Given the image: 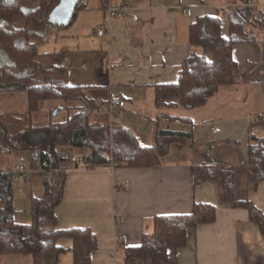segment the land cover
<instances>
[{
    "label": "crops",
    "instance_id": "crops-1",
    "mask_svg": "<svg viewBox=\"0 0 264 264\" xmlns=\"http://www.w3.org/2000/svg\"><path fill=\"white\" fill-rule=\"evenodd\" d=\"M84 1V8L76 10L69 24L56 27L59 36L55 40L59 39V50L67 51L62 66L67 69L69 85L83 87L98 106L89 122L115 124L113 118L121 115L122 123L115 125L130 130L126 120L133 114L152 124L147 141H152L156 129L189 133L191 138L186 144H172L154 168L86 169L71 162L79 159L69 154L72 148L59 147L57 153L65 161L58 165L66 177L55 209L58 228L91 230L97 240L91 264H125L123 247L139 245L143 235L152 232L155 216L189 214L195 203L210 204L216 208L215 221L189 231L184 248L169 250L170 263L264 264V239L247 211L224 207L216 182L195 186L192 177V167L208 160L231 169L238 198L251 201L264 214V181L252 191L247 164L249 128L254 129L255 122L264 118L260 106H264V30L257 34L256 42L234 46L237 81L221 87L205 107L186 110L156 108L154 104V87L177 82L183 61L191 54H204L202 47L189 43V26L196 18L221 17L226 36V10L248 2L264 14V0ZM114 3L124 5V15L112 19L107 34L99 37L96 29L102 24L104 10ZM256 86L261 87V94L253 88ZM251 98L257 105L250 103ZM109 99L124 103L114 116L105 106ZM256 133L264 136V130L256 129ZM17 156L14 166L0 157V172L9 173L19 163L31 166L30 151ZM43 179L36 174L28 181L12 179L15 224L32 223V199L43 194ZM57 245L65 250L59 264H73L72 240L60 239ZM0 264H33V260L30 255L8 254L1 256ZM141 264L153 263L147 257Z\"/></svg>",
    "mask_w": 264,
    "mask_h": 264
},
{
    "label": "trees",
    "instance_id": "trees-1",
    "mask_svg": "<svg viewBox=\"0 0 264 264\" xmlns=\"http://www.w3.org/2000/svg\"><path fill=\"white\" fill-rule=\"evenodd\" d=\"M59 2L0 0V93H24L27 103L24 113H0V155L30 151V164L34 169L43 162L56 168L59 162L65 161L57 149L70 147L87 151L76 162L86 169L107 167L112 163L117 168L159 166L172 144H186L191 135L156 129L152 145L142 146L124 127L89 122L90 114L98 106L83 87L69 85L67 69L62 66L67 51L39 50L49 38L50 27H61L50 25L48 21ZM83 2L77 1L73 17L76 10L84 8ZM254 11L248 7V2L226 10L223 14L228 23L226 36L222 32L221 17L196 18L189 26V43L202 47L204 54H191L183 61L177 82L154 87L155 106L203 108L221 87L234 84L239 73L232 54L234 46L256 42L257 34L264 30L259 19H252ZM255 12L263 14L261 10ZM46 101L80 105L71 107L73 113L59 123L33 121V114ZM255 123L254 129L248 131L247 164L252 191L264 181V136L256 133V129L264 130V118ZM209 161L192 167L194 185L216 182L220 186L222 205L245 209L264 239V214L251 201L238 198L231 169L219 168ZM65 177L63 170L45 177L43 194L32 199V223L17 225L12 218L13 177L0 172V258L8 254L30 255L33 264H59V256L65 250L57 241L67 238L73 244V264H91L92 254L97 250V240L91 230H62L57 226L55 209L62 199ZM215 219L216 208L202 203H195L189 214L155 216L152 232L144 234L139 245L123 247L125 264H141L147 257L153 264H171L169 250L184 248L189 231L211 224Z\"/></svg>",
    "mask_w": 264,
    "mask_h": 264
},
{
    "label": "rangeland",
    "instance_id": "rangeland-1",
    "mask_svg": "<svg viewBox=\"0 0 264 264\" xmlns=\"http://www.w3.org/2000/svg\"><path fill=\"white\" fill-rule=\"evenodd\" d=\"M63 27V26H62ZM59 28V27H57ZM56 27L51 26L49 31V38L47 41L39 47L40 52H52L55 50H59L60 42L57 38L55 40V36H59L57 34V30H55ZM61 29V28H60ZM62 35V34H61ZM210 55L208 56V58ZM254 89L258 90L261 94V87L256 86L253 87ZM264 92V90H263ZM259 94V95H260ZM15 96V101L11 99L10 103H7L5 101L6 97H12ZM242 101V99H241ZM250 103L257 105L258 101L256 99H249ZM260 101V100H259ZM249 103V104H250ZM77 103L68 102L63 103L61 101H46L40 104L39 111L33 114L32 118L35 122H45L48 123L49 121L52 123H59L61 121H64L70 114L73 113V108ZM69 107L70 109H66L65 107ZM261 107L262 104H260ZM157 108V107H156ZM26 111V98L24 97V93H0V113H8V114H21ZM58 111L57 115H54V112ZM175 113V112H174ZM139 114V113H138ZM101 116V112L98 114ZM121 115L119 118L115 116L113 118V122L115 124H118L119 122L122 123L120 120ZM119 121V122H118ZM126 124L130 127V131L134 133V135L139 138V143L142 146H150L152 145L151 139L147 141L148 139V129L152 127V124H150L147 121H142L140 116L130 114V116L126 120ZM153 140V137H152ZM68 151H72V153H69L70 155H74L75 157H81L85 152H87L85 149H70ZM18 153H13L11 155H0V157H4V159H8V161L5 162V164H8V166H14L16 162H18ZM28 164V163H24ZM29 165V164H28ZM30 166V165H29Z\"/></svg>",
    "mask_w": 264,
    "mask_h": 264
},
{
    "label": "built area",
    "instance_id": "built-area-1",
    "mask_svg": "<svg viewBox=\"0 0 264 264\" xmlns=\"http://www.w3.org/2000/svg\"><path fill=\"white\" fill-rule=\"evenodd\" d=\"M84 1V0H83ZM201 2H205V0H200ZM248 7L250 8H256L253 6V3H249ZM255 10V9H254ZM185 13V10L183 11ZM124 15V5L122 3L117 4H111L106 7L104 10V17L102 24L96 29V34L99 37L105 36L107 34V29L110 24V21L112 19H118L121 18ZM252 19H259L262 23H264V14L257 15V13L254 11L252 12ZM106 108L111 116L116 115V112L118 109L124 107V103L121 101H117L115 99H109V101L106 103ZM215 132H218L219 129H214ZM72 163H76V159H71ZM111 168L117 167L115 163H112ZM63 169L60 167L52 168L47 166L46 162L41 163L40 167L37 169H34L32 166H29L28 164L19 163L13 169L9 172V174L14 177H20L24 180H30L32 177L36 174L43 178L51 175L52 173L62 171Z\"/></svg>",
    "mask_w": 264,
    "mask_h": 264
},
{
    "label": "water",
    "instance_id": "water-1",
    "mask_svg": "<svg viewBox=\"0 0 264 264\" xmlns=\"http://www.w3.org/2000/svg\"><path fill=\"white\" fill-rule=\"evenodd\" d=\"M78 0H60L59 4L49 14V24L64 26L70 23L73 17L74 8ZM58 111L54 112L57 115Z\"/></svg>",
    "mask_w": 264,
    "mask_h": 264
}]
</instances>
